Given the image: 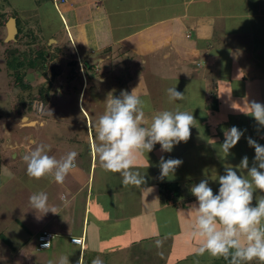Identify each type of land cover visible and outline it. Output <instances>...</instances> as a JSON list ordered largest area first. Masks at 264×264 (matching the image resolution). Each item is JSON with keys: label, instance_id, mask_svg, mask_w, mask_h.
Returning <instances> with one entry per match:
<instances>
[{"label": "crops", "instance_id": "crops-1", "mask_svg": "<svg viewBox=\"0 0 264 264\" xmlns=\"http://www.w3.org/2000/svg\"><path fill=\"white\" fill-rule=\"evenodd\" d=\"M49 3L52 4L33 0L35 6ZM52 7L65 25L72 44L70 53L78 58L77 51L92 56L106 52V57L93 68L96 76L100 75V83H106L101 75L104 71L108 74L116 70L117 79H127V83L116 81L115 85L120 87L117 94L108 90L109 94L119 97L122 86L129 94L136 89V94L148 104L145 109L148 123L154 112L174 111L179 107L192 113L196 125L191 128L189 140L175 145L170 153L162 152L161 145L156 144L151 152L141 155L135 168L145 176L146 183L140 187H124L119 174L103 170L94 158L95 123L105 108L100 110L99 104L94 102L84 107L94 88V77L89 74L87 77L88 67L84 64L87 61L75 59L83 76L79 107L91 119L86 117L88 136L82 133L75 139L80 146L76 150L77 167L63 184L47 177V188L42 190L36 187L38 180L13 172L5 175L0 170V203L3 202L0 264H48L50 260L55 264L62 255L71 257L70 264L79 261L91 264L88 256L91 238L99 241L92 252L93 259L101 258L100 252L104 250L112 254L130 247L139 249L149 240L155 245V241L161 239L162 247L152 251L160 256L165 250L162 264H190L202 243L191 235L196 212L193 209L189 215V211L197 204L191 187L202 179L210 180L215 172L210 169L213 163L220 166L219 176L225 174V166H232L239 175L241 172L236 166L241 159L247 156L252 167L255 157V149L249 146L248 140L230 149L233 156H221L224 131L216 133L220 120L226 119L221 120L224 130L244 120L249 128L245 132L264 146V127L245 112L246 104L252 101L264 104V0H67ZM50 38L51 43L56 37ZM58 43L67 46L64 39H59ZM195 51L198 52L194 54ZM78 61L80 64H76ZM107 62L110 63L106 67ZM190 62L196 64V68L189 65ZM229 69L233 71L230 73ZM133 74L137 75L136 81ZM151 77L158 82L164 79L186 83V92L182 90L186 103L170 102L161 88L163 82L159 87L155 80L150 82L151 86L147 84ZM52 140L50 135V155L59 159L67 152L63 148L60 152L55 150ZM208 146L213 148L211 154L204 152ZM161 156L165 160L182 161L175 172L163 180L159 168ZM12 160L17 165V158L12 157ZM166 183L187 188L180 197L179 207L163 201L161 190ZM209 186L218 194L219 184ZM40 191L47 193L49 205L54 206L57 213L41 214L31 208L29 197ZM45 232L55 237L51 254L49 250L38 249V237ZM72 238H83L84 247L73 245ZM138 254L139 259H133L131 264H146V259L140 261L144 258L143 251ZM212 259L214 261L208 264L222 258L209 255V260Z\"/></svg>", "mask_w": 264, "mask_h": 264}, {"label": "clouds", "instance_id": "clouds-1", "mask_svg": "<svg viewBox=\"0 0 264 264\" xmlns=\"http://www.w3.org/2000/svg\"><path fill=\"white\" fill-rule=\"evenodd\" d=\"M167 95L170 102L185 99V95L175 87L168 88ZM246 107V114L253 116L258 125L264 127V104L252 101ZM146 108L147 102L136 94V89L131 94L123 90L119 97L109 94L105 111L95 123L98 143L92 146L94 158L103 170L119 174L124 187H140L146 183L145 176L135 168L141 155L151 152L156 144L161 145L162 152L170 153L175 145L189 140L191 128L196 125L192 113L179 107L174 111L154 112L148 123ZM224 136L220 151L227 157L230 149L240 141L243 132L233 126L224 130ZM31 142L35 144V141ZM248 144L255 149L253 166L249 167L247 156L236 166L241 172L239 175L232 166H225V174L215 178L220 185L218 194H214L207 178L190 189L197 200L189 215L194 209L196 221L191 226V235L202 241L198 253L223 258L228 264H251L252 261L264 264V195L256 196V205L253 206L254 193L257 190L264 192V146L251 137L248 138ZM49 150L50 145L40 143L35 144L30 152L23 153L27 175L35 180L50 177L57 184H63L77 167L78 153L69 151L58 159L49 155ZM181 164L179 159L165 160L161 156L160 179L169 177ZM245 170L247 175H243ZM48 201L49 197L44 191L29 197L31 208L38 213H57ZM162 245L163 240L155 241L157 248ZM49 246L50 243L44 245L45 248ZM48 264L54 262L50 260ZM55 264H70L69 256L62 255ZM91 264L104 262L98 256Z\"/></svg>", "mask_w": 264, "mask_h": 264}, {"label": "rangeland", "instance_id": "rangeland-1", "mask_svg": "<svg viewBox=\"0 0 264 264\" xmlns=\"http://www.w3.org/2000/svg\"><path fill=\"white\" fill-rule=\"evenodd\" d=\"M52 4L49 3L45 5L41 4L42 6H35V4H33V0H0V11L8 12L10 14L9 16H16L15 18L19 23V27H22L24 25L28 26V30H31L34 34H36V36H39L38 42L36 43V45H33V47H41V49L49 52L50 56H55L54 59H50L48 62L47 77L51 79L54 71H57L58 73L57 78L53 80V89L50 93V97L46 101H35L33 109L31 111H29L27 108L19 110L17 107L19 106L21 96H27L30 92H22L19 88H15L13 85V79L8 74L5 66V55L6 50L10 47H14L15 45H12L13 41L9 42L10 46L8 47L3 44L2 41H4L7 37V29H0V170L2 169L5 175L13 172L14 174L18 173L19 176H28L26 171V163L22 159L23 153L30 152L35 147V144L44 143L50 145V135L53 136L52 143H54L55 150L59 149V152L60 148H63L66 152L76 151L77 149L79 150L80 146L75 143V139L79 136L81 137L82 133L83 135L87 134L88 136L86 117L89 119V121H91V119L89 117V114H86L85 116L81 112V109L79 107V93L81 92V89L83 87V76L81 69H79L77 65L72 66V63L75 62V59L80 60V62H82L83 60L87 61L84 63L88 67V73L86 72L87 77L88 74L91 78L94 77V88L87 96L84 107H87V105L91 104V102H94L95 104H99L100 110H103L106 105V100L109 96L108 90H111L110 92H112L113 94H117L116 91L120 87L115 85L116 81H125L127 83V79L121 81V79H117L115 77L114 72H117L116 70L109 71L108 74L106 73V71H104V74L101 75L104 76L106 83L104 85L99 82L100 75L96 76V72H93V68L95 69V67L99 65L98 62L100 59H102V57H106V52L92 56V54L90 53L77 51L78 58L76 54L74 55V53H70L72 44L67 37L63 20L61 16H59V13L55 11V8L52 7L54 5ZM51 36L56 38H52V42L50 43L48 40ZM59 39H64L67 46L58 43ZM26 48L27 46L23 43L16 44V49L24 50ZM57 48H61V50L57 51ZM197 52L198 51H195L194 54H196ZM190 54L194 55L193 52H191ZM78 63L79 61L76 64ZM109 63L110 62H107L106 64H104V66H109ZM189 65L196 68V64H194L193 62H190ZM108 69L111 70V68ZM150 69L151 71H153V67H151ZM232 71L233 70L229 69L230 73ZM133 77V80L136 81L137 75L133 74ZM152 80L156 81V86L158 87L159 84H162L163 82L164 84L161 86V88L162 90L166 91V93L167 89L170 87H175L176 90L181 93H183L182 90L184 92H186L187 90L186 83H179V81H175L173 82L175 84H173L171 83L172 81H164V79H161L158 82L154 77H151V80H147V84L149 82V85L151 86L150 82H153ZM27 81L31 84V92H36L38 87L42 86L45 83V78L36 74H31L27 78ZM147 87L148 89H151V87ZM123 90H125V88L122 86L118 93H121ZM90 97L92 98V100L90 99ZM183 103H186V101H183ZM81 107L83 108V104H81ZM24 118H28V120H24ZM221 120L224 121L226 119ZM221 120L217 125V134L219 131H224L223 123ZM33 122L36 123L31 124ZM93 123L94 118L92 124ZM231 127L233 126H230L229 129ZM236 127L243 132V136L241 137L240 141H247L250 135L249 132H245V130L249 131V128L247 127V124L244 122V120H240L239 125ZM31 141H35V144H33ZM96 142L98 143L97 139ZM85 146L87 145L85 144ZM212 149H209V146L206 147L204 150L205 154L208 152H210L211 154ZM196 150L200 153L198 149ZM50 154L51 150H49V155ZM233 155V151L230 150V154L228 156ZM12 157L17 158V165L13 164L14 161L12 160ZM219 167L220 166L218 163H213V166H210L212 172L215 171L210 180H208L210 183L209 185H211L212 187L213 184H219L218 179H215L219 176V171L217 172ZM244 175H247V170L245 171ZM163 185L161 194L163 201H165ZM36 187L38 190H42L45 187L47 188V177L36 181ZM180 187L182 193L184 189L187 190V188L182 184L180 185ZM259 195H264V192H260L259 190H257L254 193V199ZM178 200L180 203V198ZM255 205L256 200H253V206ZM2 207L3 202L0 203V208ZM90 242L92 245H90L91 254H87L91 258L89 262L94 258L95 254H93L92 252H94L96 242L99 241L97 239L91 238ZM155 247L156 246L153 244V242L149 240L144 243L143 246H139L140 250L136 247H130L125 250L122 249L121 251L112 252V254H106V250L100 253L101 259L103 260L104 264H131L133 259L136 260L137 257H140L138 251L142 250L144 253V258L140 259V261L146 259V264H162V262L164 261L163 255L165 254V250L160 254V256H156V253L154 252ZM71 249L73 253L76 252L74 248ZM47 252L48 254H51L52 250L49 249V251ZM74 255L75 254H72V256ZM205 256H207L208 259H206ZM192 257L194 260H192V262L190 261V264H208L209 262L214 261L213 259L209 260V255L207 253H205L204 255H200L198 253V250L197 252H195V254H193ZM223 262L220 261L217 264H225ZM251 264H259V262L252 261Z\"/></svg>", "mask_w": 264, "mask_h": 264}, {"label": "trees", "instance_id": "trees-1", "mask_svg": "<svg viewBox=\"0 0 264 264\" xmlns=\"http://www.w3.org/2000/svg\"><path fill=\"white\" fill-rule=\"evenodd\" d=\"M43 1H51L54 3V0H39V3ZM9 15L10 14L8 12L0 11V29H6L9 19L16 17ZM17 26L19 33L16 37V41L12 42V45L14 44L15 46L6 50L5 66L8 74L13 79L14 87L19 88L22 92H30L27 96H21L19 106L17 108L19 110L27 108L31 111L35 101L41 100L44 102L50 97V93L53 89V80L57 78L58 73L53 70L54 72L52 71V78L50 79L47 77L48 62L50 59H54L55 56H50V53L41 49V47H33V45H36L38 42L39 36H36V34H34L31 30H28V26L24 25L19 27L18 21ZM50 39L48 41H50ZM4 41H2L4 45L7 47L10 46L9 43ZM21 43L26 45L27 48L24 50L16 49V44ZM56 50L60 51V48H57ZM72 66H75L74 62L72 63ZM31 74H36L45 78V83L42 86H39L36 92H31V84L27 81V78ZM163 188L165 203L169 206L179 207L180 203L178 199L182 195L180 185L177 183H166L163 185ZM220 261H224L223 263L228 264V261L223 258L217 260L215 264Z\"/></svg>", "mask_w": 264, "mask_h": 264}, {"label": "built area", "instance_id": "built-area-1", "mask_svg": "<svg viewBox=\"0 0 264 264\" xmlns=\"http://www.w3.org/2000/svg\"><path fill=\"white\" fill-rule=\"evenodd\" d=\"M66 1L67 0H54V4L59 5V4L64 3ZM53 240H54V235L52 233L45 232V233L41 234L38 238L39 250H41V251L49 250L52 247ZM47 243H50V246L45 248L44 245ZM72 244L84 247L85 242H84L83 238H75V239L72 238Z\"/></svg>", "mask_w": 264, "mask_h": 264}, {"label": "water", "instance_id": "water-1", "mask_svg": "<svg viewBox=\"0 0 264 264\" xmlns=\"http://www.w3.org/2000/svg\"><path fill=\"white\" fill-rule=\"evenodd\" d=\"M7 37L5 42L9 43L11 41H16V37L19 33L18 26H17V20L15 18H10L7 25ZM24 120H28V118H24ZM36 122H33L31 124H35Z\"/></svg>", "mask_w": 264, "mask_h": 264}]
</instances>
